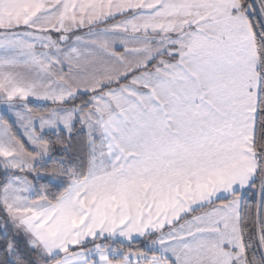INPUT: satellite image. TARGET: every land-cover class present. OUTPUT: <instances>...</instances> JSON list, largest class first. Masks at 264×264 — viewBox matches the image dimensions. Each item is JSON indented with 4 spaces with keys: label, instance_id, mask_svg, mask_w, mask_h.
<instances>
[{
    "label": "snow or ice",
    "instance_id": "obj_1",
    "mask_svg": "<svg viewBox=\"0 0 264 264\" xmlns=\"http://www.w3.org/2000/svg\"><path fill=\"white\" fill-rule=\"evenodd\" d=\"M0 264H264V0H0Z\"/></svg>",
    "mask_w": 264,
    "mask_h": 264
}]
</instances>
